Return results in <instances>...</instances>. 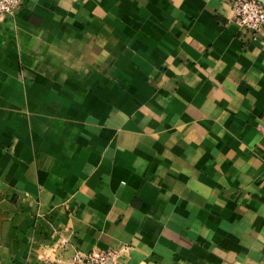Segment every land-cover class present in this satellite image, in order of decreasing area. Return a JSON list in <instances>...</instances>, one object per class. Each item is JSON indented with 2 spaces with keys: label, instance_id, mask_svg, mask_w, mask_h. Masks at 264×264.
<instances>
[{
  "label": "crops",
  "instance_id": "0c3cea01",
  "mask_svg": "<svg viewBox=\"0 0 264 264\" xmlns=\"http://www.w3.org/2000/svg\"><path fill=\"white\" fill-rule=\"evenodd\" d=\"M228 0H21L0 18V264H264V26Z\"/></svg>",
  "mask_w": 264,
  "mask_h": 264
},
{
  "label": "built area",
  "instance_id": "2783aa9c",
  "mask_svg": "<svg viewBox=\"0 0 264 264\" xmlns=\"http://www.w3.org/2000/svg\"><path fill=\"white\" fill-rule=\"evenodd\" d=\"M21 0H0V18L13 14ZM231 20L240 29L256 33L264 26V1L228 0ZM119 249H92L88 252L76 251L68 264H116Z\"/></svg>",
  "mask_w": 264,
  "mask_h": 264
},
{
  "label": "water",
  "instance_id": "95a60500",
  "mask_svg": "<svg viewBox=\"0 0 264 264\" xmlns=\"http://www.w3.org/2000/svg\"><path fill=\"white\" fill-rule=\"evenodd\" d=\"M261 1H264V0H261Z\"/></svg>",
  "mask_w": 264,
  "mask_h": 264
}]
</instances>
